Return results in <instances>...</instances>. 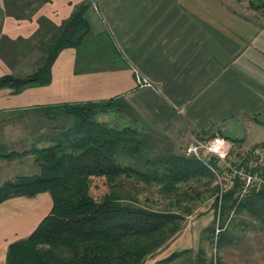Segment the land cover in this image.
<instances>
[{
    "label": "trees",
    "instance_id": "1",
    "mask_svg": "<svg viewBox=\"0 0 264 264\" xmlns=\"http://www.w3.org/2000/svg\"><path fill=\"white\" fill-rule=\"evenodd\" d=\"M47 1L5 0L4 7L0 6V56L9 65L13 53L7 43L20 45L26 39L12 40L2 33L5 17L30 18ZM91 4L92 0H84L58 25L40 17L39 29L31 39L42 50L40 57L30 72L1 74L0 88L10 87L18 92L28 85L50 82L56 56L68 46L76 48L77 71L84 69L79 66V56L85 55L81 50L88 45L93 60L120 61V50L110 35L106 31L93 34L84 16ZM249 6L260 7L253 1ZM14 113L20 118L30 113L37 115L36 120L27 124L31 128L28 137L21 140L29 141L30 146L19 150L0 141V158L13 160L33 154L39 169L4 179L0 183V202L15 195L33 196L49 191L53 206L29 236L10 243L7 264H144L148 255L181 229L180 210L191 212L181 205L188 196L186 190H180L181 184L205 178L203 184L209 185L214 178L212 170L194 155L176 151L120 95L36 105ZM102 113L120 118L122 115L126 120L117 125L100 119L98 115ZM139 119L143 120L140 126ZM43 128L47 130L40 131ZM97 177H103L108 187L98 195L92 186ZM139 182L155 187L158 195L168 202L161 208L140 203L132 193ZM209 189L213 195L219 186L215 183ZM212 207V223L203 229L211 231V236L218 212L220 228L232 211L246 210L259 219L264 229L263 191L239 196L234 184L220 197L214 196ZM223 234L221 229L216 234L219 246L223 245ZM153 264H221V261L206 256L198 246L196 250L171 251Z\"/></svg>",
    "mask_w": 264,
    "mask_h": 264
},
{
    "label": "crops",
    "instance_id": "2",
    "mask_svg": "<svg viewBox=\"0 0 264 264\" xmlns=\"http://www.w3.org/2000/svg\"><path fill=\"white\" fill-rule=\"evenodd\" d=\"M83 1L49 0L30 18L6 16L2 33L27 41L7 43L12 65L0 56V75L30 72L42 53L31 40L40 17L58 25ZM238 2L92 0L84 16L93 34L106 31L110 35L120 50V61L93 60L88 45L81 50L85 55L79 56L84 69L77 71L76 48L64 47L53 63L50 82L18 92L0 88V120L5 122L7 115L36 105L120 95L179 150L185 148L190 134L220 133L250 143L264 141V22L253 15L250 1L245 6L248 13L238 9ZM4 4L0 0V6ZM137 74L150 84H138ZM14 123L2 124L0 129L31 132L30 126ZM52 206L49 191L0 202V264H7L10 243L29 236ZM195 221L186 224L181 239L195 238ZM207 221L204 218L203 223ZM174 241L177 237L170 246ZM196 245L192 241L190 246ZM155 260L147 256L145 262Z\"/></svg>",
    "mask_w": 264,
    "mask_h": 264
},
{
    "label": "rangeland",
    "instance_id": "3",
    "mask_svg": "<svg viewBox=\"0 0 264 264\" xmlns=\"http://www.w3.org/2000/svg\"><path fill=\"white\" fill-rule=\"evenodd\" d=\"M238 1H240L238 2V9L242 12L247 13L249 12V9L245 6L249 1H253L256 5H260L259 8H255L252 11L253 15L256 18H259L261 21L264 22V0ZM98 117L102 120L110 121L117 125H120L121 122L126 120L122 117V115L120 118V115L112 113H102L99 114ZM36 119L37 115H35L34 113L27 114V116L21 118L17 115L11 117L10 115H7L6 119L4 120L5 122H3V120H0V125L7 124L8 126H12V124L10 123L16 122L14 123V126H26L27 124H30L31 121ZM142 122L143 120L139 119V126L142 124ZM43 123L45 125H48V122H45V120ZM27 135V133L24 134L20 131L15 133H8L7 131L3 132L0 129V141H5L9 146L14 145V147L19 150L28 148L30 146L29 141L22 143L20 138V136H22V139H26ZM176 151L184 152V149H176ZM38 169L39 168L37 163L34 161L33 154L23 155L13 160L0 158V182H2L4 179L11 178L17 174L36 172L38 171ZM204 180L205 178H201L200 181L196 179H189L187 182L181 184L182 187L180 190H186L188 193V196H185L181 201V205L184 206V208H190L191 212L188 213L182 209L180 210L182 212V218L180 222L181 229L172 238H170L163 245L158 247L155 252L148 255V257L157 259L174 250H179L183 248H191L193 250H196L198 246H201L206 256L212 257L213 260H220L221 264H264V229L261 227L259 219L251 215L248 211H232L226 218V221L221 228L218 227L220 223V215L218 212L213 235H210L211 231H203L204 227L212 223L214 215L212 201L214 196H221L219 194L220 188L215 194L210 195L211 190L209 189V186H212L213 184L217 183L215 175L209 185H204ZM92 184L97 195L105 192L108 188L103 177L95 178ZM156 190L157 189L155 187H148L139 182L137 189L132 190V193L137 195L140 203H144L152 207L161 208L166 204V202H168V199L162 198L160 195H158ZM204 218H208V221L206 223H203ZM194 219H196L194 223L195 226L193 228L195 230V238L191 240L195 242V244H197L195 247L190 246L192 245L191 240H185L184 238L181 239L182 230L190 220ZM198 229L199 231L196 232ZM220 229L221 232H224L222 246L218 245L216 238V234L219 232ZM175 237H177L178 241H174L172 243L173 245L170 246L171 241H173ZM146 263L147 261L144 264Z\"/></svg>",
    "mask_w": 264,
    "mask_h": 264
},
{
    "label": "built area",
    "instance_id": "4",
    "mask_svg": "<svg viewBox=\"0 0 264 264\" xmlns=\"http://www.w3.org/2000/svg\"><path fill=\"white\" fill-rule=\"evenodd\" d=\"M138 84L150 82L136 75ZM187 155H194L214 173L220 195L234 184L239 196L252 191L264 192V141L249 143L214 134L198 136L190 134L184 148Z\"/></svg>",
    "mask_w": 264,
    "mask_h": 264
}]
</instances>
